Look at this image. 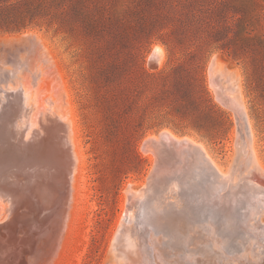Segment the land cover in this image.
<instances>
[{
	"label": "rangeland",
	"instance_id": "obj_1",
	"mask_svg": "<svg viewBox=\"0 0 264 264\" xmlns=\"http://www.w3.org/2000/svg\"><path fill=\"white\" fill-rule=\"evenodd\" d=\"M29 33L27 69L11 86L33 91L39 107L73 120L83 166L66 218L43 187L62 180L56 164L24 168L30 204L0 196V264H113L114 242L128 223L120 225L126 190L145 188L154 167L142 148L150 134L169 128L193 136L228 171L237 125L211 84L214 57L238 80L264 164V0H0V55ZM157 45L162 56L152 60ZM34 69L42 72L37 84ZM19 117L6 113L0 142L35 140L37 123L29 119L24 131Z\"/></svg>",
	"mask_w": 264,
	"mask_h": 264
},
{
	"label": "bare ground",
	"instance_id": "obj_2",
	"mask_svg": "<svg viewBox=\"0 0 264 264\" xmlns=\"http://www.w3.org/2000/svg\"><path fill=\"white\" fill-rule=\"evenodd\" d=\"M31 36L29 33L23 39L9 40L8 49L0 55V121L6 126L9 112L13 118L17 115L23 120L19 126L22 130L27 129L29 119L39 127L31 135L35 140L30 142L19 137L18 142L12 140L16 145L0 142V196L10 197L15 205H26L29 200L22 177L24 168L43 164V161L46 169L56 164L61 168L62 180L55 186L43 182V187L56 200L61 215L77 203L83 154L80 147L78 150L77 126L70 117L64 119L48 108L43 109L44 106L39 107L40 101H34L33 91L21 85L11 86L27 69L23 52ZM161 56L162 47L157 45L151 59L158 60ZM32 73V82L40 83L42 72L34 69ZM211 84L218 100L231 109L236 118L238 137L234 161L225 171L204 143L193 136L178 135L169 128L163 129L162 135L170 137L161 136L160 132L150 134L142 148L153 157L154 167L145 188L126 190L120 225L123 218L128 223H123L122 237L114 242L113 264H264V164L255 148L252 122L236 76L217 57L211 62ZM59 96L64 102L62 91ZM36 142L41 147L47 143L55 145L41 148ZM29 151H43L45 159ZM11 170L15 172L6 175ZM42 180L39 177L37 182ZM36 203H40L39 200Z\"/></svg>",
	"mask_w": 264,
	"mask_h": 264
},
{
	"label": "water",
	"instance_id": "obj_3",
	"mask_svg": "<svg viewBox=\"0 0 264 264\" xmlns=\"http://www.w3.org/2000/svg\"><path fill=\"white\" fill-rule=\"evenodd\" d=\"M161 136H164V137H170L168 134H163L162 135V131H160V133H159ZM173 139V138H172ZM144 143V142H143Z\"/></svg>",
	"mask_w": 264,
	"mask_h": 264
}]
</instances>
